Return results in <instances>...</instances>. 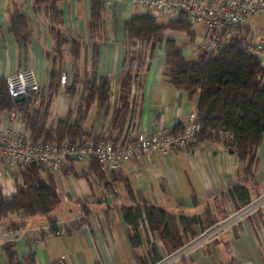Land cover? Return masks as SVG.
Returning a JSON list of instances; mask_svg holds the SVG:
<instances>
[{
  "label": "crops",
  "instance_id": "obj_1",
  "mask_svg": "<svg viewBox=\"0 0 264 264\" xmlns=\"http://www.w3.org/2000/svg\"><path fill=\"white\" fill-rule=\"evenodd\" d=\"M15 5L28 20L30 37L26 46L17 43L8 32L9 16ZM56 7L63 14L62 30L66 38L81 46L80 60L75 66L69 46L63 50L62 59L53 56L44 8L35 10L33 0H0V75L6 78L31 69L45 81L48 93L53 69L67 75L65 87H59L50 99L48 126L55 127L69 113L73 117L76 114L79 94L71 99L65 92L76 79L72 70L77 80L90 79L95 73L109 81L108 107L100 108L94 103L87 113L84 128L92 136H110L124 145L139 133L152 134L187 125L189 114L196 111L198 96L188 98L164 76V46L167 39L176 44L177 37L171 34L174 31L165 30L156 43L128 42L125 22L143 13L131 5V0H111L109 6H104L99 33L94 35L90 34V0H60ZM130 62L138 67H133L135 84L123 123L111 128L120 80ZM254 156L256 162L249 175L236 155L219 141L153 155L151 161L141 158L123 162L109 176L95 175L90 167L80 164L73 166L71 175L44 173L42 178L57 195L50 215L56 230H65V234L45 237L51 232L45 216L19 214L0 220V264H27L26 259L30 264H139L137 256L150 259L154 251L161 259L167 258L177 251L168 254L145 222L139 227L141 246L132 249L121 208L148 203L175 217H196L199 222L192 234L198 236L237 210L231 194L234 187L246 188L251 201L264 194L263 146L257 148ZM0 173L4 185L0 189L3 196L10 198L15 193V184L21 182L20 177L12 183L1 166ZM12 224L20 227L11 228ZM7 249L14 251V263L9 260ZM173 264H264V211L254 213L204 247L186 251Z\"/></svg>",
  "mask_w": 264,
  "mask_h": 264
},
{
  "label": "trees",
  "instance_id": "obj_2",
  "mask_svg": "<svg viewBox=\"0 0 264 264\" xmlns=\"http://www.w3.org/2000/svg\"><path fill=\"white\" fill-rule=\"evenodd\" d=\"M58 1L60 0H33V8H44L47 13L55 59H62L63 50L69 46L68 52L75 66L80 60L81 46L79 42H69L66 38L62 30L63 14L56 7ZM105 2L106 0H90L91 35L99 33ZM8 25V32L15 41L26 46L30 37L28 20L17 5L9 16ZM165 30L181 33L191 43L195 41L193 27L185 16L163 24L159 23L156 17L142 13L132 16L124 24L126 39L130 43H156ZM164 54V76L168 83L190 99L198 96V144L219 141L220 134L232 135L233 139L224 146L236 155L238 162L244 166L245 174L249 175L256 162L254 152L261 146L264 148V80L258 61L246 53L238 42L230 44L218 55L203 54L190 61L176 48L173 40L167 39ZM136 69L130 62L121 77L111 128L123 123L122 117L128 108L131 90L135 84ZM59 71L53 69L50 72L48 91L51 97L58 93L61 87ZM72 74L76 79L65 92L71 99L79 94V104L74 117L69 113L65 118L58 120L55 127L48 126L47 111L51 97L47 102L41 101L38 107L33 106L34 95L16 105L17 112L22 114L26 122L28 138L33 143L60 145L92 137L96 140L102 138L92 136L84 128V124L91 105L96 103L100 108L108 107L109 81L105 77H97L95 73L90 79L84 77L83 80H77L73 70ZM13 105L7 92L6 78L0 75V112L10 110ZM183 128L176 127L172 131H180ZM106 140L117 145L110 136ZM90 169L95 175H101L94 162L91 163ZM44 173L48 172L42 167H25L20 172L21 182L15 184V193L10 198L3 196L0 189V220L19 214L25 217L45 216L49 220L51 231H56L55 220L50 214L57 201V195L53 186L42 178ZM231 194L237 210L251 202L249 191L244 187H234ZM121 217L128 229L127 238L133 250L141 246L139 227L145 222L149 230L157 234L168 254L178 251L186 242L196 237L192 230L199 222L196 217H175L148 203L122 207ZM19 227L20 225H11V228L15 229ZM190 237L192 238L189 239ZM6 251L9 260L14 263V251ZM136 260L139 264H156L161 257L154 251L150 259L137 256ZM25 261L30 264L27 259Z\"/></svg>",
  "mask_w": 264,
  "mask_h": 264
},
{
  "label": "built area",
  "instance_id": "obj_3",
  "mask_svg": "<svg viewBox=\"0 0 264 264\" xmlns=\"http://www.w3.org/2000/svg\"><path fill=\"white\" fill-rule=\"evenodd\" d=\"M110 4L111 0H106L105 6ZM131 5L143 13L156 18L161 16L168 21L185 16L193 28L200 27L204 31L203 37L185 46L195 58L203 54L218 55L230 44L238 42L246 53L258 61L264 80V28L253 27L248 22L264 14V0H131ZM66 82L67 75L63 73L59 77V84L65 87ZM6 83L14 105L10 110L0 112V166L12 183L19 180L18 175L28 166L42 167L50 174L62 175L69 174L75 164L90 167L94 162L101 175L109 176L123 162L141 158L151 161L153 155L176 153L198 145L197 111L189 114L187 125L180 131L139 133L133 141L124 145H114L104 136L99 140L92 137L60 145L33 143L28 138L22 114L17 112L16 105L20 103L14 100L22 97L27 101L30 95H34L33 106L38 107L41 101H49L51 94L45 91V81L31 69L13 73L6 77ZM232 139L229 134L219 135V142L223 145ZM1 180L0 173V187H4ZM259 211H264V194L230 213L221 222L205 228L186 247L156 264H173L186 251L204 247ZM64 234L65 230H56L45 234V237Z\"/></svg>",
  "mask_w": 264,
  "mask_h": 264
},
{
  "label": "rangeland",
  "instance_id": "obj_4",
  "mask_svg": "<svg viewBox=\"0 0 264 264\" xmlns=\"http://www.w3.org/2000/svg\"><path fill=\"white\" fill-rule=\"evenodd\" d=\"M158 22H160V23H166V22H168V20L165 19L164 17H161L160 16V17H158ZM248 22L253 27H256V28H259V27L264 28V14L261 15V16H259V17H256V18H251V19L248 20ZM193 32L195 34V41L192 42V43H195L200 38L203 37L204 31L202 32V29L200 27H195V28H193ZM171 34H173V36L177 37L176 38V48L179 49L180 51L182 50V54L186 58V60L192 61L193 59H196L193 56V54H190L189 51L185 48V46L187 44H192V43L188 39H186V37H184L183 35H181L180 33L178 34V33L171 32ZM171 34H164L163 36L164 37H168V36L170 37ZM18 177H20V175H18ZM224 219H222V220H224ZM221 221H219V222H221Z\"/></svg>",
  "mask_w": 264,
  "mask_h": 264
},
{
  "label": "water",
  "instance_id": "obj_5",
  "mask_svg": "<svg viewBox=\"0 0 264 264\" xmlns=\"http://www.w3.org/2000/svg\"><path fill=\"white\" fill-rule=\"evenodd\" d=\"M24 98L20 97L14 100L15 103H21L23 102Z\"/></svg>",
  "mask_w": 264,
  "mask_h": 264
},
{
  "label": "bare ground",
  "instance_id": "obj_6",
  "mask_svg": "<svg viewBox=\"0 0 264 264\" xmlns=\"http://www.w3.org/2000/svg\"><path fill=\"white\" fill-rule=\"evenodd\" d=\"M24 101V100H23Z\"/></svg>",
  "mask_w": 264,
  "mask_h": 264
}]
</instances>
